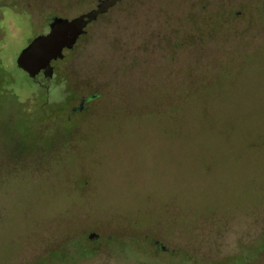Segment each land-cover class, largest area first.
<instances>
[{
	"label": "rangeland",
	"instance_id": "rangeland-1",
	"mask_svg": "<svg viewBox=\"0 0 264 264\" xmlns=\"http://www.w3.org/2000/svg\"><path fill=\"white\" fill-rule=\"evenodd\" d=\"M98 1L0 0V264H180L183 254L232 264L253 247L249 264H264V19L252 21L264 0H126L40 78L47 94L18 55L52 16ZM198 14L214 22L194 21L191 34L181 20L180 35L209 42L143 54L145 37L171 47L174 19ZM140 59L148 65L119 76ZM102 87L110 98L75 117L72 147L53 162L45 147L65 120H38L37 144L9 113L27 105L36 121L41 96L73 112L74 94Z\"/></svg>",
	"mask_w": 264,
	"mask_h": 264
},
{
	"label": "trees",
	"instance_id": "trees-1",
	"mask_svg": "<svg viewBox=\"0 0 264 264\" xmlns=\"http://www.w3.org/2000/svg\"><path fill=\"white\" fill-rule=\"evenodd\" d=\"M125 1L126 0H121L115 7H113L112 9H110L106 14L100 16L97 20L106 18L110 14V12L112 10H114L115 8H117V7H122V6L125 7L124 6ZM134 1H136V0H133L132 1L133 4L135 3ZM126 6H128V5H126ZM253 11H254V16H253V20L252 21H254L255 18H258V19H261V20L264 19L263 18L264 17L263 16L264 13H262V12L259 13L258 12L259 10L256 9V8L253 9ZM56 15H54V17ZM172 16H174V15H172ZM168 17L170 18V16H168ZM185 18L180 17V18H176V20L174 19V21H173V24H175V25H174V27H172V30H174L176 32V36H171V37L168 36L167 39H166V43L167 44H168L169 40H172L171 47L170 46L168 47L167 45L166 46H163L164 43H165L164 42V39H163L162 46H159L160 39H158V37L154 33V34H150L151 36L148 35L147 37H145V40H146L145 45L146 46H145V49H144V53L143 54H145V56H147V57H149L153 53H155V54L157 53V55H160L162 52L163 53L166 52V51L165 52L163 51V48H168V49H170V48H176V49L180 50V47L182 46V41H186L180 35L181 32L184 31V27L180 23L181 20H185L184 21L185 24H186L185 29H187V31L189 33H191V34H192L193 31L200 30L201 29L198 24L196 25V23H194V21L202 20L203 24L204 23H207V22H209V23H213L214 22V20H211L209 18H205L203 15L201 17V15H199V14L198 15H191L190 17H188L186 19ZM97 20L94 21V22H92L89 25V27L92 24H94L95 22H97ZM148 22H153V20L150 19V20H148ZM88 28H87L85 34H83L82 37L78 40V42L76 43L75 47H73L72 50H70V51L67 52V55H66V57H65V59L63 61H65L66 59L69 58L68 57L69 56V53L72 54L73 52H75L78 49V46L82 43V41L86 37V34L88 32ZM213 29L215 31L216 30V27L214 28V26H213ZM211 35H212V33H210L209 35H206L204 37H198V39L196 38V39H193V40H191L189 38V41H186V42H190L192 45H194L195 43H199L200 45H202L203 43H207V42H209L211 40V37H210ZM156 40H157V43L154 44V45H152L151 43H153V41H156ZM130 64H132V66H133L132 69L136 70V72H138V70L136 68H134V67H137L139 64H142V65H145L146 64V65H148V63L144 59H140L138 61H132V62L128 63L127 65H123L124 67H121V72L122 73H120L119 76H121V77L122 76H125L124 73H125L126 69L131 68L129 66ZM57 73H58V70H57ZM111 86L114 88L115 85L113 84ZM111 90H112L111 88H110V90H108L107 88L102 87L101 92L99 94H92V95H90L88 97H85V96L78 97L79 95L74 94L72 96V100H78V99H80V103L82 101H85V105L86 106L84 107V109L82 111L77 110V111L69 112V111H67V109H60L59 108L60 107L59 105H62V104H59V105H51V106H40V108H39V110L37 112L36 121H33V119L31 118L30 114L28 113L27 108H26L27 105L24 108L22 107V109H18V110H15V111H9V113H15L18 116L19 119H23V123L19 122V125H18L19 128L21 129L20 131H22V134L24 132L22 130L23 127L26 128V126L29 125V124H32L33 125V131H34V133H33L32 136H34V140L35 139H38L37 141H35V143H37V144H39V140H41V139L44 138L43 137L44 136L43 129L41 130V128H38L37 127V124H35L38 120L44 121V122L45 121H48L50 118H55L57 120L60 119V118H62L63 120H65V123L67 124V127H65V128L62 127V129L61 128H58L59 130H56L57 133L56 132L54 134L52 133L51 138L48 140L47 147H45L46 149L50 150L51 153L48 152V157L53 162V161H55V160L58 159V156H60L61 153L70 150V148L72 147L71 145L73 144V140L75 139V137H74V133H72L71 130H76L77 129V123L74 120L75 117L78 114L83 113L84 110H86V109H90V108L94 107L95 105H99V104L105 103L107 101V99L110 98L109 95H110V91ZM2 98H3L2 99V103L0 102V114L4 110L9 109V108H6V106L4 105L5 102H6V98H7V97H5L4 93L2 95ZM89 105H91V106H89ZM65 116H66V118H64ZM70 122L73 124V126H70ZM56 123H58V122H55V124ZM134 239H138V238H132L131 241H134ZM114 240H115V238L108 237V241L107 242L110 243V242H112ZM260 242H264V233L262 235V238H261ZM258 251L260 252V249L258 250V249H255L253 247V248L249 249L248 252L246 251V254H243V255H240L239 254V255L235 256L234 259H233L232 264H249V260L252 257H254V255L256 253H259ZM175 257H178V255L175 254ZM178 258H179L180 264H213L209 260L206 261V259L201 258L198 255L183 254V255L179 256Z\"/></svg>",
	"mask_w": 264,
	"mask_h": 264
},
{
	"label": "water",
	"instance_id": "water-1",
	"mask_svg": "<svg viewBox=\"0 0 264 264\" xmlns=\"http://www.w3.org/2000/svg\"><path fill=\"white\" fill-rule=\"evenodd\" d=\"M121 0H99L96 7L72 19L55 16L49 31L33 38L17 57V66L36 80L43 73L45 79L54 76L53 61L64 58V50L72 49L85 34L89 24L106 14Z\"/></svg>",
	"mask_w": 264,
	"mask_h": 264
},
{
	"label": "flooded vegetation",
	"instance_id": "flooded-vegetation-1",
	"mask_svg": "<svg viewBox=\"0 0 264 264\" xmlns=\"http://www.w3.org/2000/svg\"><path fill=\"white\" fill-rule=\"evenodd\" d=\"M261 5H264V2L261 4ZM16 6H17V4L16 5H14V6H12V9L14 10V8H16ZM54 17H52V19H53ZM66 18H69V17H66ZM52 19H51V21H52ZM70 19H72V18H70ZM50 21V22H51ZM50 24V23H49ZM49 24H48V31H49ZM90 25V24H89ZM89 25L87 26V28L89 27ZM87 28H86V30H87ZM48 31H46V32H43L42 34H44V33H47ZM82 37V36H81ZM80 37V38H81ZM79 38V39H80ZM78 39V40H79ZM78 42V41H77ZM76 45V44H75ZM75 45H74V47H75ZM73 49V48H72ZM72 49H66V50H64V58L63 59H59V60H56V61H53L52 62V65H53V68H54V76H53V78L57 75V67H56V65L55 64H57V63H59V62H62L64 59H65V57H66V55H67V52L68 51H70V50H72ZM40 78H43V79H45L44 78V75H43V73H41L37 78H36V80H33L34 82H35V84L39 87V88H41V89H43V88H45V91L47 92V94L50 92V88H49V86H46V84H45V82L46 81H51L53 78H51V79H45V82L44 81H42V80H40ZM66 82L67 81H64V82H60L61 83V85L62 86H64L65 84H66ZM3 93H4V91L2 90V91H0V102L2 103V96L1 95H3ZM42 97V102H41V106H51L52 104L49 102V99H48V96H41ZM40 97V98H41ZM37 97H35V99H36ZM35 99L33 100V102L35 103V104H37L36 102H35ZM23 104H25V103H23ZM27 104L29 105V102H27ZM59 103H56V104H54V105H58ZM86 105H85V101H82L80 104H79V106L77 107V108H75L74 109V111H77V110H80V111H82L83 109H84V107H85ZM13 114H15V113H13ZM93 238V235H90L89 236V239H92ZM94 238H95V240L97 241H99L100 239H101V237L99 236V235H94Z\"/></svg>",
	"mask_w": 264,
	"mask_h": 264
}]
</instances>
